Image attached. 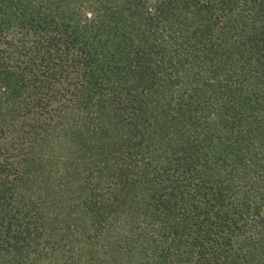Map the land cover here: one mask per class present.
<instances>
[{"label": "trees", "instance_id": "obj_1", "mask_svg": "<svg viewBox=\"0 0 264 264\" xmlns=\"http://www.w3.org/2000/svg\"><path fill=\"white\" fill-rule=\"evenodd\" d=\"M0 264H264V0H0Z\"/></svg>", "mask_w": 264, "mask_h": 264}]
</instances>
